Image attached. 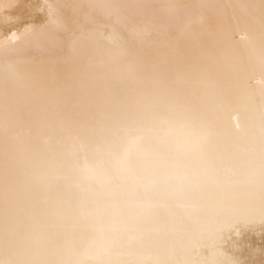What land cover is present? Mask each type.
<instances>
[{
  "label": "bare ground",
  "instance_id": "obj_1",
  "mask_svg": "<svg viewBox=\"0 0 264 264\" xmlns=\"http://www.w3.org/2000/svg\"><path fill=\"white\" fill-rule=\"evenodd\" d=\"M0 264H264V0H0Z\"/></svg>",
  "mask_w": 264,
  "mask_h": 264
}]
</instances>
